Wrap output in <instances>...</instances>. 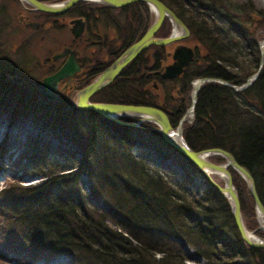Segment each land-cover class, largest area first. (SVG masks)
I'll return each mask as SVG.
<instances>
[{
	"label": "trees",
	"instance_id": "16d2710c",
	"mask_svg": "<svg viewBox=\"0 0 264 264\" xmlns=\"http://www.w3.org/2000/svg\"><path fill=\"white\" fill-rule=\"evenodd\" d=\"M160 1L183 20L208 55L206 68L198 69L192 77H210L239 85L255 72L259 39L243 38L246 53L242 55L233 49L227 37L215 35L203 20L187 17L189 12L181 8L178 0ZM196 1L203 6L198 8H211V2ZM243 56H247L244 67L239 60ZM195 97L192 122L184 127L185 143L193 150L219 147L231 153L250 172L264 206V51L257 76L244 89L233 90L208 81L199 87ZM74 110L80 112L75 107ZM86 113L96 116L95 112ZM90 117L68 119L60 127L51 123L48 116L37 118L44 128L50 129L48 133L56 140L52 144L58 150L72 149L70 154L79 151L78 160L73 167L68 160L51 162L44 158L42 163H47V169L42 172L44 179L40 184L23 186V195H14L10 189L0 191V212L4 214L7 209L8 216H5L12 223L6 222L3 225L6 228L0 231L3 252L0 255L18 257L19 264L65 253L86 264H184L186 259L180 249H163L158 243L157 239L170 235L181 244H192L193 256L203 258V264H264V248L250 247L241 240L225 197L192 162L165 143L159 133L151 128L128 127L106 120L98 122ZM14 119V114H10L7 123L12 124ZM105 122L109 126L103 128ZM126 130H134L135 138H126ZM142 132L162 145V149L156 150L161 157L178 153L189 162L193 171L203 178L202 193H192L190 178L185 176L176 182L177 193L167 190L162 194L158 177L149 174V170L153 167L158 172L159 165L169 175V165L155 166L136 157L130 162V157L124 158L123 153L116 152L120 148L110 149L114 142L121 145L135 139V144L143 136ZM102 141L100 149L104 153L99 158L95 147L99 148L98 142ZM4 148L1 143L0 155ZM65 167L73 170L61 173ZM126 167L134 170L133 174L125 173ZM81 174L91 181L86 194L80 186ZM170 178L175 182L174 176ZM236 182L240 193L245 192V198L251 200L243 180L239 178ZM106 192L111 195L106 197ZM238 199L240 202L239 196ZM87 201H91L93 211L100 209V213L88 214ZM242 208L241 202V211ZM106 219H110L113 228L105 223ZM84 253L89 260L82 258Z\"/></svg>",
	"mask_w": 264,
	"mask_h": 264
},
{
	"label": "rangeland",
	"instance_id": "374dc122",
	"mask_svg": "<svg viewBox=\"0 0 264 264\" xmlns=\"http://www.w3.org/2000/svg\"><path fill=\"white\" fill-rule=\"evenodd\" d=\"M201 1L211 2V8H198L203 6L200 5L196 0H178L177 3L179 2L178 4L183 10L189 12L187 17H191L194 20H203L204 25L210 30L213 29L215 35H218L219 37H227L229 42L232 43L233 49H235L236 52L238 50L240 53H242V55L246 53V48L245 46L243 47L245 40H261L264 37L263 0ZM20 3L22 4V1L20 0H0V144L2 139L7 138L6 145L4 146L5 148L3 149L4 152H2L0 155V191L10 189L9 192L13 193L14 195L17 193H20L19 195H23V186H35L43 181L44 177L42 172L47 169V163H42L44 158L48 161L51 160V162H63V160H68L69 163L73 165V167L78 160L79 151L76 150L70 154L72 149L69 150V148L64 147L61 148V150H58L52 144L54 138L50 133H48V131L51 132L50 129L44 128L41 121L37 120V118H40L41 116H48L51 123H56V127H60V125L67 124L68 119H82L83 115L86 119L90 117L89 114L83 110H81L82 112H75L74 110L75 106L73 105L72 100L75 98V93L80 88L76 87L77 89L75 90L70 89L69 92L65 90L63 94L65 93L67 95L65 99L67 100V103H58L54 102V100H48L47 98H44V96L36 89V87L34 88L28 80L41 78L42 75L48 74L52 69H55L59 62L53 60L52 56L59 52L64 46H72L76 49L80 48L81 50L83 49L84 55L89 54L88 58L90 60L96 58L95 55H93V52L95 50L99 51L98 45L91 47L87 46L88 49H85V47L82 45L84 44L85 40L73 39L74 35H72L70 31V28L72 27L70 20L72 19L69 20V17L71 16H68L67 18H60V22H49V19L52 18V16H46L45 18L43 16V18H41L37 12L27 13ZM24 13L29 15V18L26 19V21H28L27 23L29 24H24L18 21V15H23ZM147 14V23H149L151 20H153V13ZM178 18L183 22L180 17ZM39 21H41L42 24H38ZM164 21L166 24L163 25V30H165L163 35L167 36L174 28L167 18L164 19ZM37 24L39 27L36 26ZM183 24L185 25L184 22ZM91 26L93 25L91 24ZM101 26L105 31H107L109 37L113 38L115 42L117 38H115L114 33L111 32L112 27L107 26V24H103ZM243 38L246 39L243 41ZM92 39L95 40V37H92ZM174 44L175 43L167 44L165 49L171 52V47H173ZM91 49L93 50L90 51ZM239 60L242 63V67H244L245 64L247 65V56H243V58H239ZM168 62L170 63V57L164 60L163 64H168ZM193 71L194 70H190V72ZM230 71L233 70L230 69ZM11 75L19 76L23 78V80L19 83H16L13 81L14 79L11 80L13 77L10 79ZM196 78H192L190 83H193ZM172 86L174 87L175 85ZM189 86V92H186L189 87L185 88L186 96L188 98L192 89L191 84ZM170 89L171 87H168L167 92H163V101L164 99H167L163 103V105L166 107L167 104H169V100H171L168 96ZM115 96L116 94L112 92L106 95L107 98L102 97V100L97 102L115 103L113 102V98H115ZM92 98L97 100V98H99V94L97 93ZM10 114H14L15 116V121L13 120L14 122L12 124L7 123L8 116ZM102 117L99 118L98 116H94L90 118L91 120L94 119L98 122H101L102 120L110 121ZM120 119L130 122L135 120H133V117L127 116L120 117ZM192 119L193 112L192 115H190V118L188 114L186 116V120L182 122V138L184 137V127H186V124L189 125L190 122H192ZM46 121H48V118H46ZM105 123L106 125H103V128L109 126L107 122ZM128 127H141L147 129V127H155V125L152 122L143 121L139 122L137 126L128 125ZM153 130L159 133L155 129ZM105 133L106 135L109 134V132L106 130ZM125 133L126 138H135L134 130H126ZM142 134L143 136L138 138L135 144V139L131 140V143L121 142V145H119L117 142H114V146H111L110 149L112 150L114 148H120L117 149L116 152L123 153L124 158L130 157V162L133 161L131 160L133 157L142 159L143 161L146 160L149 163H157L158 161L160 163L166 162V164L169 165L167 170L169 175L166 174L164 168H161L159 165L157 166L160 169L158 172L153 167H151L149 170V174L157 176L160 179L159 180L156 178L161 186L162 194L167 190L177 193L179 186L176 182L186 177L190 178L188 184L193 191L192 193L195 192L194 194L197 195L202 193L201 191L202 189L204 190L205 187V183L201 182L203 178L201 179L195 173V171H193L194 169L189 165L187 160H183L181 158L182 156L178 153H172L167 158L159 159L156 150L162 149V145L157 143L158 141L154 140L146 132H142ZM102 144H104L103 141L98 142L99 148L95 147V152L98 154L99 158H102L104 153L102 152V149H100ZM9 147L10 150H12L8 152ZM108 158L113 159L111 157ZM207 158L209 161L217 164L224 162V159L219 155H211ZM156 165L157 164H155V166ZM73 167H65L66 169L61 173H70L73 170L71 169ZM117 170L121 171V169ZM126 170L127 171H125V173L127 174L134 171L127 167ZM227 170L231 175L232 184L235 188L237 186L236 180H239L241 177L230 167H227ZM171 176H174L175 182L170 181L172 180V178H170ZM209 177L217 185L223 184V179L219 175L211 174ZM79 180L81 184L80 186L83 189V193H88L91 181H89V179L82 174L79 176ZM235 191L238 194L237 196L240 197L239 205H241L242 202L243 210H240V212L244 227L247 229V231H251L257 238L264 239V231L258 228L259 224L257 222L250 198L246 199L245 192L240 193L237 187ZM110 195V193L106 192L105 196L109 197ZM172 200L174 201L175 199ZM90 202L87 201L86 203L89 205V208L87 207V213L96 216L95 212L100 213V209L93 211L90 207ZM3 213L4 214L0 212V231H3L6 228V226H3L6 222L9 223V225L12 224L9 220V217L5 216H8L7 209H4ZM176 218L177 217H174L175 220ZM105 223L112 228L114 227L112 222H110V219H106ZM5 234L7 235V233ZM157 240H159L158 243L162 245L160 246L163 249H180L186 259L183 261L184 264L204 263L203 258L200 257L197 259V257L195 258L193 256L192 253L195 248L192 244H181L178 239L170 235ZM4 256L5 255H0V264H19L17 260L20 258H5ZM81 256L83 259L89 260V257L85 253L81 254ZM48 257L50 258H47V261H31L28 264H86V262H77L73 260L72 256L66 253L56 257L53 255Z\"/></svg>",
	"mask_w": 264,
	"mask_h": 264
},
{
	"label": "flooded vegetation",
	"instance_id": "af4514ba",
	"mask_svg": "<svg viewBox=\"0 0 264 264\" xmlns=\"http://www.w3.org/2000/svg\"><path fill=\"white\" fill-rule=\"evenodd\" d=\"M38 1L58 2L59 0ZM136 2H138L139 4H134ZM21 5L24 10L27 11V13L37 12L39 17L41 18H43V16L44 18L46 16H52V18L49 19V22H60V18H67L68 16H71L69 17V20H73L76 18L81 19L83 28L77 36L74 35L73 39L85 40L84 44H82L85 49H88L87 46H99V51L95 50L93 52V55H95L96 58L92 60L88 58L89 54L84 55L83 49H76L72 46H64L59 52L55 53L59 54L62 50L71 51L74 56V62L78 65V69L73 71L71 75L56 83L53 93L57 99L54 98L48 100H54V102L58 103H67V100H65L67 95L65 93L63 94L65 90L69 92L70 89L75 90L77 89L76 87L82 88L85 85L89 84L103 70H105L127 46L140 38L152 22L151 20L149 23H147V13L150 14L152 12L150 11L149 7L142 1H135L123 6L114 7L103 3L80 0L75 2L67 10L59 13H50L36 10L24 2H22ZM28 18L29 15L25 13L23 15H18V21L24 24H29L27 23L28 21H26V19ZM164 19H166V17L162 19L159 27L153 34L154 37H165V35H163ZM72 20H70V22ZM90 23L93 26H91ZM38 24H42V22L39 21ZM38 24L36 26H38ZM71 24L73 27L72 22ZM103 24H107V26L112 27L111 32H113L115 38H117L115 42L113 38L109 37L107 31L103 29V27L101 26ZM187 30V34L182 38L170 42L175 43L173 47H171V52L165 49L167 44L170 43L162 45H147L145 48L139 51L127 64H125L106 85L93 92L89 96L88 101H100L102 100V97L107 98V94L114 92L116 96L115 98H113V102L115 103L151 106L161 110L166 114L170 126L174 129L180 119L183 118L184 120H186V116L188 115V107L190 106V99L194 84L190 83V80L192 78H196L192 77V75L196 73V71L198 72V69H205L208 62V55L206 54L205 49L197 40V38H193L191 36L188 28ZM181 33L182 32H180V34ZM71 34L73 35L72 32ZM92 37H95V40L92 39ZM180 46L186 47L191 50L192 55L183 65L181 72L171 77H163L164 68L173 62V50L175 48H179ZM92 50L93 49H91L90 51ZM68 56L69 52L59 57L57 55H53L52 59L59 62L57 64V67L55 69H52L48 74L42 75L41 78H34L28 81L32 84L33 80H41L44 76L52 74L66 61ZM168 57H170V63L168 62V64H163V61ZM190 70L194 71L190 72ZM12 77H16L17 81ZM198 78H201V76L197 77L196 79ZM10 79H14L13 81L16 83H19L23 80V78L16 75H11ZM187 83L189 85L191 84L192 86L189 98L186 96V92H189L190 89V86ZM172 85L175 86L173 87ZM168 87H171L168 94L171 100H169V104H167L166 107L163 105V103L167 100L164 99L163 101V92L166 93ZM186 87L189 88L185 92ZM97 93L99 94V98H97L96 100L92 97ZM73 101L74 98L72 102ZM89 111L93 112L91 110ZM96 116H98L99 118L102 117L99 114H96ZM131 117H133V120L137 119V116Z\"/></svg>",
	"mask_w": 264,
	"mask_h": 264
},
{
	"label": "water",
	"instance_id": "95a60500",
	"mask_svg": "<svg viewBox=\"0 0 264 264\" xmlns=\"http://www.w3.org/2000/svg\"><path fill=\"white\" fill-rule=\"evenodd\" d=\"M36 10H41L50 13H59L67 10L75 2L80 0H61L59 2H42L38 0H20ZM89 2L103 3L109 6L119 7L125 4H129L135 1L144 2L153 13V20L151 24L147 27L146 31L142 34L140 38L127 46L117 58L96 78H94L89 84L80 88L75 93V106L81 109H88L96 112L97 114L103 116L104 118L122 125H132L137 126L139 122L148 121L155 124V129L158 131L162 139L180 152L185 158L191 161L197 169L206 177V179L213 184L216 189L225 197L229 207L231 217L233 219L234 225L241 240L250 247L264 248V239L257 238L253 235L251 231L243 225L241 218L240 205L237 193L232 184L231 175L227 170L230 167L234 170L243 180L247 192L249 193L251 200L253 202V208L255 215L258 213L262 217L264 222V206L261 203L257 192L255 190L254 181L250 172L242 165H240L228 151L219 147H209L199 150H193L187 146L181 136V124L184 119H180L177 126L173 129L170 126L168 118L164 112L161 110L143 105H129V104H118V103H98L88 101L89 96L98 90L99 88L106 85L117 73L118 71L127 64L139 51L145 48L149 44H167L182 38L187 34V28L183 22L160 0H85ZM167 18L174 29L165 37H154L153 34L159 27L163 18ZM73 27H71V32L73 35L77 36L82 27V20L79 18L73 19L71 21ZM77 28H76V26ZM180 32H182L180 34ZM258 51H259V62L255 72L250 74L243 83L239 85L229 84L221 79H213L210 77H201L194 81L190 106L188 107L189 117L192 115L193 105L195 102V93L199 89L200 85L204 82L215 81L220 84L229 86L233 90H241L248 86L257 76L263 62V51H264V37L257 41ZM69 52V56L66 61L52 74L44 76L41 80H33L32 84L36 89L47 99H57L53 93L56 83L62 81L65 77L72 74L73 71L78 69V65L74 62V56L71 51L62 50L61 53L55 54L58 57ZM192 55L191 50L186 47L180 46L173 50L172 59L173 62L164 68L163 77H171L175 74L181 72L183 65ZM56 57V56H55ZM54 57V58H55ZM16 81L17 79L13 77ZM131 117L137 116V119L130 122L121 120L120 117ZM219 155L224 159L221 164L213 163L208 160V156ZM215 174L219 175L223 179L222 185H217L209 175ZM260 229L264 231V225H258Z\"/></svg>",
	"mask_w": 264,
	"mask_h": 264
},
{
	"label": "bare ground",
	"instance_id": "6f19581e",
	"mask_svg": "<svg viewBox=\"0 0 264 264\" xmlns=\"http://www.w3.org/2000/svg\"><path fill=\"white\" fill-rule=\"evenodd\" d=\"M263 2H264V0H263ZM256 219H257V222L259 225H264V222L262 221V217L260 214H258V213L256 214Z\"/></svg>",
	"mask_w": 264,
	"mask_h": 264
}]
</instances>
